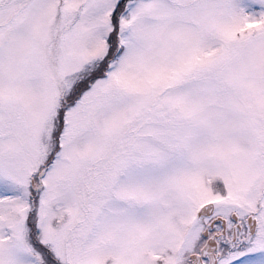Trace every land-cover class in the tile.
Masks as SVG:
<instances>
[{
  "label": "snow or ice",
  "instance_id": "snow-or-ice-1",
  "mask_svg": "<svg viewBox=\"0 0 264 264\" xmlns=\"http://www.w3.org/2000/svg\"><path fill=\"white\" fill-rule=\"evenodd\" d=\"M0 264H264V0H0Z\"/></svg>",
  "mask_w": 264,
  "mask_h": 264
}]
</instances>
